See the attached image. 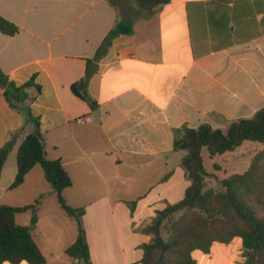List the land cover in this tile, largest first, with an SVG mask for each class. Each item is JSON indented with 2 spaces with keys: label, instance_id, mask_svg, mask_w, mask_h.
Returning a JSON list of instances; mask_svg holds the SVG:
<instances>
[{
  "label": "crops",
  "instance_id": "0c3cea01",
  "mask_svg": "<svg viewBox=\"0 0 264 264\" xmlns=\"http://www.w3.org/2000/svg\"><path fill=\"white\" fill-rule=\"evenodd\" d=\"M112 1L115 6L109 0H0V15L20 28L14 36L0 31V67L17 84L34 78L41 88L39 95L36 87L28 89L36 100L24 106L40 119L48 158L60 159L72 179L64 190L67 203L86 210L92 264H142L140 246L150 236L136 229L182 200L190 185L180 166L186 152L174 150V130L219 126L218 119L231 123L264 107V60L249 53H264V0L225 6L172 0L150 11L132 0ZM121 19L134 22L133 33L119 35L93 63L89 92L99 104L93 111L71 87ZM36 130L0 88V147L15 141L0 202L25 206L45 195L46 253L35 234L39 217L33 228V214L24 220L18 214L16 221L31 228L46 264H73L66 250L76 241L77 223L59 210L43 168L36 165L10 189L18 148ZM232 243H220L217 252L214 243L203 253L204 264H242L243 246L233 251Z\"/></svg>",
  "mask_w": 264,
  "mask_h": 264
},
{
  "label": "trees",
  "instance_id": "16d2710c",
  "mask_svg": "<svg viewBox=\"0 0 264 264\" xmlns=\"http://www.w3.org/2000/svg\"><path fill=\"white\" fill-rule=\"evenodd\" d=\"M115 6L112 0H109ZM140 9L154 10L169 4L172 0H132ZM232 0H217L218 6H225ZM134 22L119 20L99 47L94 59L87 60L85 76L72 84L73 93L83 99L95 111L98 102L89 92V83L97 69L93 63L106 55L115 38L122 34H132ZM0 31L14 36L20 28L0 15ZM36 87L37 95L41 88L32 78L24 84H17L0 67V88L13 109L24 110L27 119L34 122L37 130L29 134L17 151V175L10 189L21 186L27 174L40 165L47 181L57 196L58 202L68 216L77 223L78 235L74 244L67 248L66 254L73 264H92L87 233L83 222L84 207L70 206L64 190L73 182L60 159H49L46 138L39 130L40 119L33 116L31 109L24 104L36 100L28 89ZM174 150L185 151L180 166L190 182L182 200L168 203L148 223L136 231L150 236V240L140 246L143 250L142 264H198L193 256L195 250L210 252L214 243L228 244L241 238L243 246L242 264H264V173L261 172L264 150L256 154L250 167L244 173H236L224 178L222 191L210 188L205 190V177L209 175L204 166L202 152L206 149L211 157L233 152L246 141L264 144V107L252 117L232 121L225 129L214 128L208 123L198 127L184 124L174 130ZM12 139L0 147V179L4 166L14 149ZM166 176L165 178H167ZM164 178V179H165ZM45 195L32 204L11 206L0 202V264L9 262L20 264H46L47 260L40 246L34 240L31 228L17 223L18 214L31 211L32 223H36L38 212ZM137 201L128 202L133 212ZM181 213L171 222L170 236L164 239L162 226L172 215Z\"/></svg>",
  "mask_w": 264,
  "mask_h": 264
},
{
  "label": "rangeland",
  "instance_id": "374dc122",
  "mask_svg": "<svg viewBox=\"0 0 264 264\" xmlns=\"http://www.w3.org/2000/svg\"><path fill=\"white\" fill-rule=\"evenodd\" d=\"M115 3L117 4L118 2L115 0ZM249 53L250 54H256V55L260 56L261 59L264 60L263 51H260L259 53L252 51ZM215 122L217 124H219V126H213L214 128L225 129L230 124V122L228 120L226 121L223 119L215 120ZM262 150H264V144L263 143L252 142V141H246L242 146H240L239 148H237L233 152H227L225 154L217 155L214 157H211L209 152L206 149H204L202 152L204 166H205V169L207 170V172L209 173V175L205 177V187H206L205 190L210 189V188L214 189L215 191L224 190V187H223L221 181L224 178L231 176L232 174H236V173L242 174L245 171H247L248 168L250 167L254 157L256 156V154H258ZM182 153L183 152H180L181 155H182ZM262 163H263V165L261 168V172L264 173V158H263ZM15 193H17V190L10 191L8 193V196L10 197V195L15 194ZM57 206H58L59 210L67 217V215L61 209L60 205L57 204ZM256 208L259 211L264 210L262 205H257ZM52 213L54 214V211ZM49 214L50 213L47 211L46 206L41 208V210L38 214V217H39L41 223H40V227L37 228V231L35 233L36 237H37V239H39V241H40L39 243L42 245L45 253H46V217ZM180 214L181 213L174 214L164 222V226H162V231H161L164 239H168V237L170 236L171 222L174 221L175 219H177ZM19 216H20L21 220H24V219L32 216V212H26V213L20 214ZM73 222H75V220H73ZM32 226H35V223H32L30 225V227H32ZM69 226L71 227L72 224H69ZM68 240H69V238L66 239V241H68ZM232 242L233 243L230 245V248L233 251L242 245L241 238H235ZM221 246L222 245L220 243H217L215 245L214 252L219 251L221 249ZM242 252H243V250H242ZM203 253L204 252L200 251V250H195L193 252V256L196 259L197 263H199V264L205 263L204 259H203ZM66 255L64 253L63 257H65Z\"/></svg>",
  "mask_w": 264,
  "mask_h": 264
},
{
  "label": "water",
  "instance_id": "95a60500",
  "mask_svg": "<svg viewBox=\"0 0 264 264\" xmlns=\"http://www.w3.org/2000/svg\"><path fill=\"white\" fill-rule=\"evenodd\" d=\"M34 226H32L31 228H33Z\"/></svg>",
  "mask_w": 264,
  "mask_h": 264
}]
</instances>
